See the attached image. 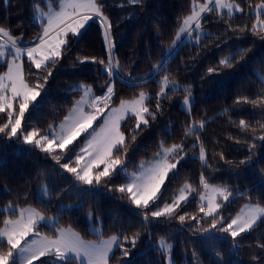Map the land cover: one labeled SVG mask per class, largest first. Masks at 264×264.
I'll use <instances>...</instances> for the list:
<instances>
[{
	"label": "trees",
	"instance_id": "obj_1",
	"mask_svg": "<svg viewBox=\"0 0 264 264\" xmlns=\"http://www.w3.org/2000/svg\"><path fill=\"white\" fill-rule=\"evenodd\" d=\"M59 1L0 0V27L9 29L21 45L34 44L42 32V23L34 20L36 8H47L46 2L56 7ZM194 1L202 0H137L136 3L100 0L104 5L102 11L112 25L109 37L115 45L112 65L116 68L118 64L119 78L113 85L111 104L147 93L150 99L146 106L155 119L147 116L149 124L141 125L143 131L136 129L134 119H128L122 126L127 148L118 153L125 164L111 179L103 178L99 185L93 181V187H87L74 173L61 167L64 163L77 167L75 161L83 137L64 150L57 148L46 154L34 145H25L22 136L17 139L0 134V206L34 207L46 215L57 214L56 227L71 228L83 239L117 235L129 255L125 257L118 247L110 257V264H166V255L157 245L161 238L173 242L170 257L175 264H264V248L257 247L264 244V219L235 242L228 233L218 231L221 226L227 227L244 204L264 207V141L258 139L264 135V81L255 74L258 70L264 78V39L252 30L258 16L264 20V13L257 16L252 8L264 0H231L241 8L240 13L231 16L212 8L200 20L207 35L198 44L182 43L170 54L183 21L192 13ZM72 40L66 55L51 69L44 94L30 104L22 131H35L37 137L46 135L80 97L81 90L74 87L76 83L90 86L91 95L95 96L110 82L104 66L93 64L90 59L84 64L77 60V57H96L104 59L107 65L105 31L100 24L91 22ZM233 55L231 68L219 66L221 59ZM161 63L162 68L156 69ZM23 64L24 74L33 86L37 77L42 82L47 75L46 71L37 72L25 59ZM209 68L216 71L209 74ZM5 69L6 63L0 61V76ZM165 77L167 82L179 87L165 88L158 110L156 98ZM187 93L192 96L189 112L180 108V101ZM15 110L18 111V105ZM241 119L249 127L241 128ZM5 121L6 117L0 114V124ZM195 123H203L202 129L189 132ZM133 135L135 140L131 138ZM191 143H195L196 150L203 148L205 164L199 158L179 162L149 209L136 208L127 190L118 191L126 180L123 169L136 170L161 147L187 144L189 148ZM250 144L256 147L250 149ZM53 157H58L59 163ZM241 160L247 163L241 164ZM202 177L207 184L227 186L234 195L220 204L217 216L206 217L200 211L196 195L202 191ZM43 185L48 189L46 200L39 194ZM184 185L193 190L194 195L188 201L170 215L151 217L150 211L168 202ZM64 204L75 206L60 209ZM16 212H0V228L4 217H14ZM88 213L95 222L100 219L99 234L90 231ZM145 213L149 214L147 221ZM180 215L185 216L184 222L179 221ZM213 217L217 221L216 229L211 227ZM205 228L207 232L203 231ZM133 237L137 239L135 246L131 243ZM6 250V242H0V251ZM36 264H51V261L42 258Z\"/></svg>",
	"mask_w": 264,
	"mask_h": 264
},
{
	"label": "snow or ice",
	"instance_id": "obj_2",
	"mask_svg": "<svg viewBox=\"0 0 264 264\" xmlns=\"http://www.w3.org/2000/svg\"><path fill=\"white\" fill-rule=\"evenodd\" d=\"M137 0H129V3H136ZM211 2V0H209ZM215 10L219 12L221 9L227 8L231 14L233 7L237 12L241 11L239 6L227 3L226 0H214ZM104 5L100 0H68L65 4L62 0L60 10L57 12L43 13L47 17L46 24L43 25L42 33L38 37V43L28 45H21L20 40L14 37L9 29L0 27V37L6 38L0 42V58L6 56L5 49L10 47L11 59L7 61L8 70L0 76V114L6 117V121L0 124V134L9 138L19 139L23 137L25 145H34L43 153L51 154L54 146L64 150L68 145L72 144L81 134L87 133L92 138L87 141L86 145L81 149L87 157L83 167L78 171L81 165V160L85 159V155H77V167H69L68 163H64L61 167L68 173H74L76 179L85 185H92L93 181L97 185L102 182L103 178L111 179L112 175L121 168L125 161L118 154L122 149L127 148L126 136L122 131V121L126 119V114L135 117L136 129L143 131L141 125L147 126L149 124L147 116H155L146 106L150 97H146L142 92L138 99L133 101H121L119 109H110L105 114V109H109L112 97L114 95V82L118 79L117 69L112 65V60L115 57V45L110 41L112 25L108 22V17L102 11ZM264 7V6H258ZM213 9L205 3L201 6L193 7L192 14L183 21L181 32H187L191 37L193 31L191 26L195 24L196 42L201 41V13L210 12ZM95 20L100 24L105 31V51L108 56L107 65L104 59L96 57L80 58L77 57L79 64H84L89 61L95 64L99 63L104 66V71L109 77V84L106 92L102 96L91 95L92 88L90 86L79 85L77 87L84 89V95L80 101H77L73 108V114L58 133H53L51 138L45 136L43 138H36L35 131H22V122L25 120V114L29 109L30 104L38 101L45 92L49 77L52 75V68L59 64L62 56L66 55L73 42L72 38H77L86 28L90 21ZM254 35H259L264 39V20L257 17L256 23L252 25ZM203 35H207L206 33ZM22 55H26L28 61L35 67L37 72L46 71L47 75L40 78L37 77V83L33 86L24 74ZM242 55V53H241ZM235 56L225 57L219 61V66L231 68V60ZM106 65V66H105ZM76 65L73 64V67ZM161 65L156 66V69H161ZM215 68H209V74L215 72ZM149 76L152 73L148 74ZM144 79H147L145 77ZM168 78L162 82L160 95L157 96V109L160 110L161 98L165 94ZM190 92V89H185ZM239 103V99L236 101ZM255 103V101H252ZM87 104L86 110L84 105ZM185 105H190L191 101L188 97L184 100ZM18 105V111L15 106ZM101 117L104 118L103 125L97 131L93 126ZM241 128L249 127L245 120L239 121ZM264 127V126H262ZM92 130L89 132V130ZM132 140L136 139L133 135ZM260 141H264V135L258 137ZM255 144H250L249 148H255ZM179 146L164 149L165 154L172 153ZM159 155V154H158ZM59 163L58 157H53ZM179 159H183L181 156ZM200 161L205 160V152L201 148ZM224 160L225 157L221 156ZM179 161H177L178 163ZM177 163H170L167 160L158 161L155 167L147 168L144 173L133 178L132 182L127 185V191L130 193L131 204L136 208L144 209L150 208V202L155 203L158 199V193L162 191V186L166 184L170 174L177 168ZM231 163V161H228ZM241 164L247 163L245 160L240 161ZM103 165V170L95 172L94 169ZM201 184L205 189L210 186L205 183L203 177ZM185 187H188L185 185ZM119 192H125V187H120ZM231 191L227 188L211 187V194L201 195L200 200L207 198V210L200 208L204 215L212 216L217 211L220 205L217 203V198L222 197L224 201H229ZM185 200L182 194L172 204H166L162 209L150 211L153 218L172 214L177 206H180L181 201ZM13 213L15 209H11ZM148 213L144 214L145 221L148 220ZM264 218V208L249 207L248 212L241 216L232 219L227 227H219L218 231L226 232L235 242L236 238L242 233H247L254 229L258 220ZM180 222L185 221V216L178 217ZM195 219V217H193ZM46 220L40 212L35 209H20L19 215L16 219H7L4 221L5 227L0 229V240L6 241L7 250L0 251V264H11L14 253H29L23 264H36L42 258H50L51 264H110V253L114 246L120 247L121 252L125 257L129 255V250L123 245L117 235H113L110 239L103 241L102 244H85L77 234L58 230L57 234L47 236L41 234V228L46 226ZM213 229L217 228V221L213 217L211 224ZM203 231L207 232L205 228ZM127 241L128 237H124ZM133 246L137 244V239H131ZM161 249L167 250L171 245H165V241H160ZM257 247L264 248V244H258ZM255 259V257H253Z\"/></svg>",
	"mask_w": 264,
	"mask_h": 264
},
{
	"label": "rangeland",
	"instance_id": "obj_3",
	"mask_svg": "<svg viewBox=\"0 0 264 264\" xmlns=\"http://www.w3.org/2000/svg\"><path fill=\"white\" fill-rule=\"evenodd\" d=\"M61 2L62 0H60L57 4L56 7H53L50 5L49 2H46V7L47 8H40V7H37L36 8V12L34 13V20L36 21H39L40 23H42V28H43V25L46 24L47 22V17L45 15H43V13H49V12H57L60 10V5H61ZM63 2L66 4L68 2V0H63ZM227 3H231L235 6H239L236 2L234 1H231V0H226ZM205 3H208V6L210 8H214L215 9V3H214V0H211V2H209V0H202L201 2L200 1H194L193 2V7L194 5L195 6H201V5H204ZM258 6H264V3L263 4H259ZM254 7L252 8V12L253 14L255 15H259L261 13H264V7ZM193 7H192V11H193ZM240 8V7H239ZM241 9V8H240ZM241 11L237 12L235 10V7H233L232 9V12L231 14H229L227 8H224V9H221L218 13H225L226 15H233L235 13H240ZM202 14V13H201ZM257 21V19H256ZM255 21V23H256ZM92 21H90L88 24H90ZM87 24V25H88ZM87 27V26H86ZM183 27V25H182ZM181 27V28H182ZM205 31V32H204ZM200 32L201 34H205L207 33L206 30H203V29H200ZM42 33V32H41ZM201 35V39L203 38L204 35ZM182 35V32L180 30L177 38H176V41H175V46L172 47L170 53L172 52V50L177 47V45L179 44V40H180V36ZM6 38L4 37H0V42H3ZM191 42L192 44H198L196 42V37H193L191 38ZM38 43V42H36ZM35 44V43H34ZM10 47L6 48L5 49V52H6V56L5 57H2L0 58V61L6 63V69L4 71V73L2 75H4L7 70H8V66H7V61L10 60L12 57H11V54L10 53ZM22 64L24 63V59L28 61L27 59V56L26 55H22ZM29 62V61H28ZM24 65V64H23ZM255 74L258 76V78L262 81H264V78L263 76L260 74V72L258 70H255ZM1 75V76H2ZM165 81V80H164ZM164 81H161V82H164ZM79 85H84L82 83H76L74 85L75 88H79L81 90V95L80 97L78 98L77 101H80L81 100V97L84 95V89L83 88H80V87H77ZM86 86V85H84ZM167 86H170L172 88H177L179 87L177 84L173 83V82H167ZM146 97H148L149 95L147 93H144ZM140 96V93L139 95H137L136 97L132 98V99H128V100H122V101H133V100H136L138 99ZM188 97L191 101V104L190 105H185L184 104V100L185 98ZM77 101L74 103L73 107L71 108L70 111H68V113L64 116V118L55 126H52L49 128L48 132L46 135L44 136H38L36 138H43L45 136H48L49 138H51L52 134L53 133H58L62 126L68 122L69 118L71 117V115L73 114V108L75 107ZM120 105H121V101L117 104H111L110 103V106H109V109H105V114H107L109 112L110 109H119L120 108ZM191 105H192V96L190 93H187L184 98L180 101V108L185 111V112H189L190 111V108H191ZM85 109L86 110H90V109H87V104L84 105ZM16 108V106H15ZM134 119L135 120V117L134 116H131L130 114H126V119L124 121H122V126L128 121V119ZM104 123V118L101 117L100 119H98L96 122H94V128L99 131L100 129V126L103 125ZM202 126H203V123H195V124H192V126L189 128V132H193V131H196V130H201L202 129ZM92 130L90 129L89 132H91ZM82 144L80 145L79 149H78V152H77V155H85L84 153L81 152V149L86 145L87 141L90 140L92 137L90 135H88L87 133H83L81 134L75 141H77L78 139L82 138ZM73 141V143L75 142ZM72 143V144H73ZM195 143H191L189 148L186 145H173V146H167V147H161L158 152L156 153V155L151 158L149 161L141 164L139 166V168H137L136 170H132V171H127L125 169H123V173L124 175L126 176V180L123 184V187H125V190H127V185L129 183L132 182L133 178L136 177V176H139L141 175L142 173H144V171L149 168V167H155V165L157 164L158 161H163V160H167L168 162L170 163H177V161L181 162L182 160L186 159V158H199L200 156V151H201V148H199L198 150L194 149L193 148V145ZM71 145V144H70ZM69 146V145H68ZM174 146H179L178 149H175L172 153H167L165 154V151L164 149H168V148H173ZM58 147H55L54 146V149H57ZM53 149V150H54ZM159 154V155H158ZM181 156H183V159H179ZM87 159L86 155H85V159H82L81 160V165L78 167V171L80 170V168L83 167V164L85 163V160ZM178 162V163H179ZM202 162V161H201ZM206 160H204L202 162V164H205ZM177 163V164H178ZM99 171L103 170V165H101L99 168H97ZM97 169H94L93 171V175H95V172L97 171ZM210 187L208 189H205L204 186H202V191L196 195V197L198 198L199 200V204L201 207H203L205 209V211L207 210V198H205V200L201 201L200 200V197L201 195H205L207 197V195H210L211 194V187H217V188H224V187H227L225 185H221V184H208ZM87 187H93L91 185H86ZM188 186V185H187ZM163 188V186H162ZM161 193V192H160ZM160 193H158V196L160 195ZM39 194L41 196H45V198H42L44 200L47 199V195H48V189L45 185H43L40 190H39ZM184 195L185 196V200L181 201L182 202H186L188 201L193 194V190L190 188V186L188 187H185L182 186L173 196L172 198L168 201V202H165L164 204L160 205L157 209H162L166 204H172L176 199H178L181 195ZM129 196H130V193H129ZM234 197V195L232 194L229 198L232 199ZM228 201H224L222 197H218L217 198V203L220 205L221 203H226ZM151 203V202H150ZM75 205H71V204H64V205H60V209H70L72 207H74ZM249 207H260V208H264L260 205H257V204H253V203H246L244 204L241 209L233 216L232 219H235L237 216H241L243 214H245L246 212H248L249 210ZM11 209H15L17 210L16 212V215L14 217H9V216H5L3 221H2V226L0 229L4 228L5 225H4V221L7 220V219H16L19 215V210L18 208L12 206V205H5V206H0V212L1 213H8V212H12ZM21 209H35L36 211L40 212L41 215H43L45 217V220H46V226L42 227L41 228V234L42 235H47V236H53L55 234H57L58 230H64L65 232H69V233H75L77 234L74 230H72L71 228H65V227H56V220H57V214H54V215H46L44 213H42L41 211H39L38 209L34 208V207H24V208H21ZM156 209V210H157ZM219 210H220V207L217 209V211L215 213H213L212 216H217L219 214ZM205 216V215H204ZM231 219V220H232ZM264 219V218H262ZM231 220L229 221V223L231 222ZM87 221L89 223V229L92 233H95V234H99L100 231H101V227H100V219L98 218V220L95 222L93 220V215L91 213H88L87 214ZM259 221V220H258ZM48 231H51V232H48ZM78 235V234H77ZM79 236V235H78ZM112 236H109V237H104V238H95V239H83L79 236V238L85 243V244H95V245H99V244H102L103 241H106L108 239H110ZM119 238V237H118ZM161 240H164L165 241V245H171V248H167V250H164V249H161L160 247V241ZM0 242H6V241H2L0 240ZM157 245L159 246V248L165 253L166 255V264H175L173 262V260L171 259L170 257V251L172 249V246H173V242L170 241V240H167L165 238H161L159 239ZM118 248V246H114L113 248V251L110 253V257L111 255L113 254V252L115 251V249ZM29 255V253H21V252H17V253H14L13 255V258H12V261H11V264H13V262H16V264H23V261L26 259V257Z\"/></svg>",
	"mask_w": 264,
	"mask_h": 264
},
{
	"label": "crops",
	"instance_id": "obj_4",
	"mask_svg": "<svg viewBox=\"0 0 264 264\" xmlns=\"http://www.w3.org/2000/svg\"><path fill=\"white\" fill-rule=\"evenodd\" d=\"M206 13H207V12L202 13V14H201V18H202L203 15L206 14ZM191 14H192V13H191ZM191 14H190V15H191ZM190 15H189V16H190ZM182 25H183V24H182ZM180 30H181V29H180ZM191 30L193 31V35H192V36H193V37H196V36H195V31H196V30H195V24H194V23H193L192 26H191ZM179 32H180V31H179ZM202 34H203V33H202ZM192 36L189 37V36L187 35V32H183L182 35L180 36L179 44L177 45V47H178L180 44H182L183 42H186V41L191 42V38H192ZM175 45H176V44H175ZM175 48H176V47H175ZM175 48H174V49H175ZM87 109H88V108H87Z\"/></svg>",
	"mask_w": 264,
	"mask_h": 264
},
{
	"label": "built area",
	"instance_id": "obj_5",
	"mask_svg": "<svg viewBox=\"0 0 264 264\" xmlns=\"http://www.w3.org/2000/svg\"><path fill=\"white\" fill-rule=\"evenodd\" d=\"M106 90H107V88H106ZM106 90H105V92H106ZM105 92H104V93H105ZM104 93H103V94H101V95H97V96H102V95H104Z\"/></svg>",
	"mask_w": 264,
	"mask_h": 264
}]
</instances>
